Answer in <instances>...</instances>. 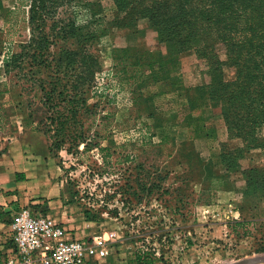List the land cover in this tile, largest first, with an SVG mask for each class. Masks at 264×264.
Wrapping results in <instances>:
<instances>
[{
    "label": "rangeland",
    "instance_id": "obj_1",
    "mask_svg": "<svg viewBox=\"0 0 264 264\" xmlns=\"http://www.w3.org/2000/svg\"><path fill=\"white\" fill-rule=\"evenodd\" d=\"M247 6L0 0V170L15 152L50 162L30 185L58 182L70 213L103 234L109 252L89 264H264V110L256 125L224 113L228 96L231 118L245 112L251 82L264 100V23ZM30 38L32 57H17ZM55 65L49 106L39 83Z\"/></svg>",
    "mask_w": 264,
    "mask_h": 264
},
{
    "label": "built area",
    "instance_id": "obj_2",
    "mask_svg": "<svg viewBox=\"0 0 264 264\" xmlns=\"http://www.w3.org/2000/svg\"><path fill=\"white\" fill-rule=\"evenodd\" d=\"M13 204L4 210L11 217L2 232V264H89L107 256L103 234L75 237L62 222L47 215L42 202Z\"/></svg>",
    "mask_w": 264,
    "mask_h": 264
},
{
    "label": "crops",
    "instance_id": "obj_3",
    "mask_svg": "<svg viewBox=\"0 0 264 264\" xmlns=\"http://www.w3.org/2000/svg\"><path fill=\"white\" fill-rule=\"evenodd\" d=\"M16 143H19V140ZM13 156L14 161L11 162V169L8 171L0 170V184L2 181L7 182L9 180L10 189L9 191H3L0 188V213L1 211L4 213V210L11 209L12 200L15 198L29 203L42 202L46 208L47 215L58 222H62L64 226L71 230V234L75 237L84 238L92 236L93 231L85 229V226H88L91 221L70 213L68 205L64 202L62 187L59 186L58 182H53L50 179L49 182L52 184L46 188L31 187L37 180L34 182L35 177H31L28 172L33 168H37L40 175L36 179L44 178L48 175L47 166L50 162L46 160L43 162L39 161L38 163L32 162V159L27 160L28 155L19 152H15ZM7 223L3 218H0V249H2V244L5 242L2 232L8 229ZM255 252L262 253L264 251L257 250Z\"/></svg>",
    "mask_w": 264,
    "mask_h": 264
},
{
    "label": "trees",
    "instance_id": "obj_4",
    "mask_svg": "<svg viewBox=\"0 0 264 264\" xmlns=\"http://www.w3.org/2000/svg\"><path fill=\"white\" fill-rule=\"evenodd\" d=\"M248 6L247 8H242L243 10H247V11H251L253 14L257 12H260V16L261 18L258 20H256V23H258L259 25L263 24L264 23V20H263V16H264V6H261V5H257L255 0H244ZM254 15V14H253ZM208 20V19H207ZM34 21V18L33 16H31V22ZM30 42L24 47V49L18 53L17 57H21L22 58H25V57H32V54H30V50H32L34 48V46H32V41H34V38H30L29 40ZM37 47V46H36ZM35 49V48H34ZM55 71H56V74L48 80V85L50 86H45L44 83L42 82V80H40V89H42L44 92H43V99H44V103L49 105V106H52V105H56V100L54 101V99L56 98L57 95H55V92H56V89L57 87L60 85V83H58V81H60L61 79V75H60V72H59V66L58 65H55ZM64 77V75H62V78ZM244 77L245 76H238L236 77V81H245L244 80ZM248 77V76H247ZM250 78V79H249ZM249 81H251L253 79V75H249ZM235 80L233 82H230L231 84L235 82ZM216 82H220L221 84H225V89L226 91L228 89H230L231 91H235V87H231L229 88V83L228 82H225V81H216ZM253 82H251V88L249 90H246V96L245 98H249V100H247V104L244 105V113H241L239 117H237V115L234 117V118H231V112H233V110H236L237 109V105L236 104H232L231 102V99L228 97H226V100H227V104H226V108H225V120L227 123H234V124H237L243 117H246L247 121H248V117H250V119L252 117H254V121H251L252 123L255 122V116L257 115V113H262L263 110H264V100L262 99L261 95L257 94V92H262L263 91V88L256 85V84H252ZM66 84V83H65ZM67 85V84H66ZM63 86V84H62ZM61 91H59L58 93V96L61 95ZM214 98H218L216 97L214 94H212ZM244 98V99H245ZM61 100V99H60ZM243 100V99H242ZM240 105V104H239ZM241 109V107H240ZM239 109V110H240ZM238 110V111H239ZM53 119H51V121H49V123H53ZM250 122V125L252 124ZM60 126L62 125V122L60 121L59 122ZM255 125L257 124V121L254 123ZM252 188H257L258 185L254 184L253 186H251ZM264 188V185H261V190H263ZM2 214H7L6 212L2 213L1 212V215Z\"/></svg>",
    "mask_w": 264,
    "mask_h": 264
},
{
    "label": "water",
    "instance_id": "obj_5",
    "mask_svg": "<svg viewBox=\"0 0 264 264\" xmlns=\"http://www.w3.org/2000/svg\"><path fill=\"white\" fill-rule=\"evenodd\" d=\"M258 261V258H248V257H245V258H242L234 263H231V264H253L255 262Z\"/></svg>",
    "mask_w": 264,
    "mask_h": 264
}]
</instances>
